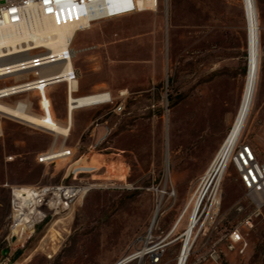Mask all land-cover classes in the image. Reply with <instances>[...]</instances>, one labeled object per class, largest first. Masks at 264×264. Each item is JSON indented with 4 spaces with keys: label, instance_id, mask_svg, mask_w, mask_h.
Segmentation results:
<instances>
[{
    "label": "rangeland",
    "instance_id": "rangeland-1",
    "mask_svg": "<svg viewBox=\"0 0 264 264\" xmlns=\"http://www.w3.org/2000/svg\"><path fill=\"white\" fill-rule=\"evenodd\" d=\"M259 69L256 96L240 140L216 189V203L194 230L186 264H264V205L257 208L233 158L248 145L264 163V0H254ZM78 73L74 97L126 92L123 111L97 106L75 111L64 145L74 155L61 166L36 158L60 136L0 117V264H114L158 244V256L129 264H174L189 214L171 232L226 136L246 74L242 0H157L154 11L95 23L72 46ZM41 50L31 52L39 53ZM14 78L0 81L12 86ZM51 113L65 123L67 89L47 93ZM23 102L40 114L38 97ZM81 159V160H80ZM98 167L108 184L78 201L68 216L36 230L23 246L9 239L10 188L68 184L71 163ZM159 217L152 228L151 220ZM242 238L233 245L229 234ZM149 237L146 242L145 238ZM232 247V248H231Z\"/></svg>",
    "mask_w": 264,
    "mask_h": 264
},
{
    "label": "built area",
    "instance_id": "built-area-1",
    "mask_svg": "<svg viewBox=\"0 0 264 264\" xmlns=\"http://www.w3.org/2000/svg\"><path fill=\"white\" fill-rule=\"evenodd\" d=\"M156 5L157 0L152 3L153 7L147 6L146 0H0V28L18 30L33 27L35 31H39L45 22H49L54 28L69 26L75 28L76 31H83L98 22L153 11ZM31 52L34 51L25 52V58H15L14 64L2 70L0 81L14 78L15 82L12 86L18 87V90L27 89L14 96L35 92L38 97L40 114H32L46 117L45 122L48 123L50 122L51 105L45 108L44 101L45 96L47 100H50L47 96L49 89L63 84L67 89V97L70 94L74 96L78 86L75 84L70 93V85L78 83V73L75 68L65 72L69 62L67 53L61 57H54L42 51L32 55ZM49 68L56 69V72L52 75L46 74L45 71ZM98 94H106L107 99L101 104L90 107L111 106L115 113L123 111L125 98L123 92L119 93L117 99L112 98L109 93ZM51 117L55 123H58L52 113ZM66 139L62 138L59 147L56 146V140H54L51 148L40 154L36 158V162L40 165L50 166L56 164L60 159L72 158L73 148L64 145ZM233 163L239 179L245 190L250 193L253 203L255 204L253 198H256V195H261L264 198V163L257 161L252 149L248 145L240 146L234 155ZM97 173L98 167L77 161L71 163L67 169L65 179H70L68 184L10 188L9 239L15 244L23 246L42 225L54 219L68 216L74 205L91 190L108 188L107 183L93 179ZM206 202L207 200L203 201L200 217L205 212V208L207 210ZM263 205L264 203L259 206L255 204L257 208H261ZM229 240L232 246L242 242L241 235L237 230L230 232ZM159 249L149 256L157 260L155 257L158 256Z\"/></svg>",
    "mask_w": 264,
    "mask_h": 264
},
{
    "label": "bare ground",
    "instance_id": "bare-ground-1",
    "mask_svg": "<svg viewBox=\"0 0 264 264\" xmlns=\"http://www.w3.org/2000/svg\"><path fill=\"white\" fill-rule=\"evenodd\" d=\"M153 2L154 0H146V5L153 7ZM242 2L246 27V74L239 104L230 128L220 144L212 162L206 169L195 191L184 203L180 214L173 224L171 232L178 227L186 214H189L188 224L182 235L183 241L181 242L179 254L175 259L174 264H186L192 248L194 230L199 223V213L203 201L210 200L212 203H216L217 185L228 167L232 158V153L240 140L247 118L254 104L259 69L258 25L254 0H242ZM154 10L155 9H153V11ZM91 26H89L88 29H90ZM78 32L79 31H76L75 28L69 26L54 28L49 22H45L39 31H35L33 27L18 30L12 28H0V74L2 70L6 69V67L14 64L13 60L15 58H25V52H30V50H41L47 55H52L54 57H61L67 53L69 55V62L67 63L65 72L74 69L72 63L74 54L71 50V46ZM55 72L56 69L54 68H49L45 71V73L49 75H52ZM75 84L76 86H79V83H73L70 85V93ZM25 90H18V87L14 86L0 88V117H7L34 128L36 127L47 130L54 135V137L60 136L61 138H68L75 111L101 104L107 99L106 94H94L84 97H74L70 94L66 100L65 123H55L51 119L50 111V122L46 123V117L33 115L29 111L26 103L18 102L12 106L5 104L2 101V99L9 98ZM123 94L126 95V92H123ZM48 105H51L50 100H47V97L45 96L44 107L46 108ZM65 162L66 159H60L56 162V166H61ZM255 197L256 198L253 199L257 206L264 203V198L261 195H256ZM158 217L159 211L156 209L151 220V228L149 231L154 227ZM149 239L150 238L147 236L145 241L148 242ZM158 247V244L150 247H146L145 245L142 250L123 257L114 264H129L134 260H141L144 256L155 253L158 250Z\"/></svg>",
    "mask_w": 264,
    "mask_h": 264
},
{
    "label": "water",
    "instance_id": "water-1",
    "mask_svg": "<svg viewBox=\"0 0 264 264\" xmlns=\"http://www.w3.org/2000/svg\"><path fill=\"white\" fill-rule=\"evenodd\" d=\"M122 264H125V263H122Z\"/></svg>",
    "mask_w": 264,
    "mask_h": 264
}]
</instances>
